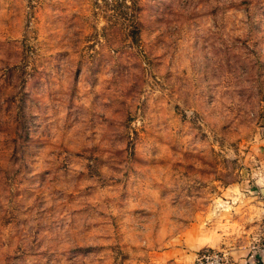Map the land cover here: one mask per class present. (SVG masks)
I'll use <instances>...</instances> for the list:
<instances>
[{
    "label": "rangeland",
    "instance_id": "374dc122",
    "mask_svg": "<svg viewBox=\"0 0 264 264\" xmlns=\"http://www.w3.org/2000/svg\"><path fill=\"white\" fill-rule=\"evenodd\" d=\"M260 249L264 0H0V264Z\"/></svg>",
    "mask_w": 264,
    "mask_h": 264
},
{
    "label": "built area",
    "instance_id": "2783aa9c",
    "mask_svg": "<svg viewBox=\"0 0 264 264\" xmlns=\"http://www.w3.org/2000/svg\"><path fill=\"white\" fill-rule=\"evenodd\" d=\"M209 259H211L212 261L209 262ZM198 260L201 264H225V255L220 252L203 254L202 256H200V258H198Z\"/></svg>",
    "mask_w": 264,
    "mask_h": 264
},
{
    "label": "crops",
    "instance_id": "0c3cea01",
    "mask_svg": "<svg viewBox=\"0 0 264 264\" xmlns=\"http://www.w3.org/2000/svg\"><path fill=\"white\" fill-rule=\"evenodd\" d=\"M257 254L256 255H258L259 257H260V260H264V249H260L259 251H257L256 252ZM255 255V253H252V254H248V258H246V260L244 259H242V260H240V263H242L243 261H244V263L245 262H251L252 264H257L256 262H255V260H251L252 258H253V256ZM258 262V261H257Z\"/></svg>",
    "mask_w": 264,
    "mask_h": 264
}]
</instances>
